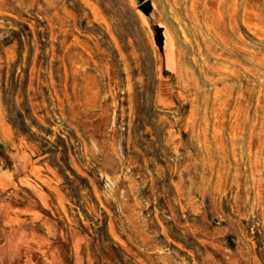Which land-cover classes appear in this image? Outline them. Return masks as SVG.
<instances>
[{
    "label": "rangeland",
    "instance_id": "1",
    "mask_svg": "<svg viewBox=\"0 0 264 264\" xmlns=\"http://www.w3.org/2000/svg\"><path fill=\"white\" fill-rule=\"evenodd\" d=\"M151 2L0 0V264H264V0Z\"/></svg>",
    "mask_w": 264,
    "mask_h": 264
},
{
    "label": "water",
    "instance_id": "2",
    "mask_svg": "<svg viewBox=\"0 0 264 264\" xmlns=\"http://www.w3.org/2000/svg\"><path fill=\"white\" fill-rule=\"evenodd\" d=\"M137 9L139 11H141L149 19H151L153 17V15H154V8L152 6L151 0H143V1H141L138 4Z\"/></svg>",
    "mask_w": 264,
    "mask_h": 264
},
{
    "label": "trees",
    "instance_id": "3",
    "mask_svg": "<svg viewBox=\"0 0 264 264\" xmlns=\"http://www.w3.org/2000/svg\"><path fill=\"white\" fill-rule=\"evenodd\" d=\"M140 2L142 0H139ZM153 31L155 34V42L157 47L159 48L160 51L163 50V46H164V33H163V28L159 25H154L153 26Z\"/></svg>",
    "mask_w": 264,
    "mask_h": 264
}]
</instances>
